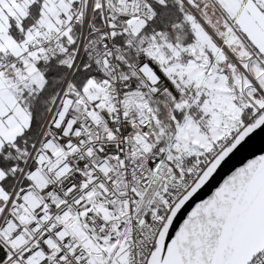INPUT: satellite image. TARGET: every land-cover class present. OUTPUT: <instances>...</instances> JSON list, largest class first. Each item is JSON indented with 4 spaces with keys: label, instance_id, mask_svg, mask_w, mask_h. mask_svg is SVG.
Listing matches in <instances>:
<instances>
[{
    "label": "snow or ice",
    "instance_id": "obj_1",
    "mask_svg": "<svg viewBox=\"0 0 264 264\" xmlns=\"http://www.w3.org/2000/svg\"><path fill=\"white\" fill-rule=\"evenodd\" d=\"M264 0H0V264H264Z\"/></svg>",
    "mask_w": 264,
    "mask_h": 264
},
{
    "label": "water",
    "instance_id": "obj_2",
    "mask_svg": "<svg viewBox=\"0 0 264 264\" xmlns=\"http://www.w3.org/2000/svg\"><path fill=\"white\" fill-rule=\"evenodd\" d=\"M260 147H264V133H257L251 139L247 150H258Z\"/></svg>",
    "mask_w": 264,
    "mask_h": 264
}]
</instances>
